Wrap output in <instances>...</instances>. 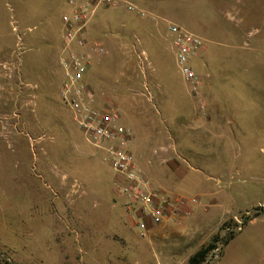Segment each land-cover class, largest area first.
<instances>
[{"label": "rangeland", "instance_id": "1", "mask_svg": "<svg viewBox=\"0 0 264 264\" xmlns=\"http://www.w3.org/2000/svg\"><path fill=\"white\" fill-rule=\"evenodd\" d=\"M248 2L243 23L233 15L240 0L152 2V12L204 40L195 61L204 105L177 69L168 23L103 5L91 21L90 38L106 53L94 57L89 85L131 131L139 169L180 203L144 239L103 153L59 97L68 0H0V264H188L222 226L223 237L238 232L264 208V0ZM149 156L163 166L148 172ZM257 219L229 251L258 262L262 249L249 242L264 236ZM219 249L204 264H227Z\"/></svg>", "mask_w": 264, "mask_h": 264}, {"label": "built area", "instance_id": "2", "mask_svg": "<svg viewBox=\"0 0 264 264\" xmlns=\"http://www.w3.org/2000/svg\"><path fill=\"white\" fill-rule=\"evenodd\" d=\"M70 10L61 18V53L59 65L63 82L59 97L72 113L76 127L94 148L103 153L104 162L114 172L113 185L123 207L132 216L135 229L142 238H150L170 216V210L180 204L168 192L155 187L139 169L132 153V134L121 124L119 112L99 104L88 81L94 57L106 53L102 44L90 38L91 21L100 6L124 8L142 18L144 9L126 0H68ZM18 30V26H14ZM172 51L180 75L197 101L204 105L203 81L195 61L205 50V42L182 26H167ZM145 52L142 51L141 56ZM194 203L197 200H193Z\"/></svg>", "mask_w": 264, "mask_h": 264}, {"label": "crops", "instance_id": "3", "mask_svg": "<svg viewBox=\"0 0 264 264\" xmlns=\"http://www.w3.org/2000/svg\"><path fill=\"white\" fill-rule=\"evenodd\" d=\"M128 1H132V2H134L135 1V3H136V5L139 7V8H141V9H144V10H147V11H149L154 17H153V19H150L149 20V22H150V25H158V26H160L159 25V23L161 22V23H164L165 25H167V23L168 24H170V23H172V20L171 19H169V18H167V17H165V16H160V15H157V14H155L154 12H152L153 10H152V2L154 1V0H128ZM182 1H184V0H182ZM241 2H243V5L242 6H240V7H237L236 9H238V10H236L235 12H233V15H235V17H234V19L236 20V22L238 21V22H245V18H246V15H244L240 10H241V8L243 9H246V8H248V9H251V5L249 4V0H240ZM146 2H148V4L146 3ZM134 3V4H135ZM36 9V8H35ZM54 9H56V7L54 8ZM12 10H15V8H12ZM70 10V7L68 6V11ZM16 13V12H15ZM38 13H39V15L40 16H42V7H41V5H40V7H38ZM244 15V16H243ZM39 24H42V20L40 19V21H39ZM61 24H62V22H61ZM63 26V25H62ZM168 26V25H167ZM62 29V28H61ZM166 30H167V28H166ZM158 161V160H157ZM156 161V158H153L152 159V156L150 157H148V161L147 160H145V162L143 163V167L144 168H146V169H148V172H153V171H151L154 167H159V166H163V165H161V164H157L158 162ZM175 161V160H174ZM174 161H172L171 162V164H173L175 167H177L178 165L174 162ZM152 168V169H151ZM179 174V173H178ZM177 177V179H181V177L179 176V175H177L176 176ZM156 178H158V181L159 182H162V183H164V185L165 186H168V187H172V186H174L173 185V183H167L165 180H162L160 177H158L157 176V174H156ZM168 178L166 177V180H167ZM171 179H175L173 176L171 177ZM165 181V182H164ZM175 182V181H174ZM259 221H261V220H259V219H255L254 221H252L251 223H249L239 234H238V236H240V235H242L243 234V232H244V230L246 229V228H248V227H254V226H256V224H258V223H260ZM262 234H263V232H261ZM237 236V237H238ZM261 237H256V238H254V239H249V242H250V246L253 248V247H255V246H259L260 247V249H262V255H261V261H255V259H256V257L254 256V259H253V257H250V256H248V255H244L243 253H242V250L240 249V248H237V249H235V251L234 252H230L229 251V247L232 245V242L234 241V240H236L237 239V237L226 247V249H225V253H224V256H223V258L221 259V261L220 262H218V263H221V262H223V260H225L224 262H227V264H254V261H255V263L256 264H264V236L263 235H260ZM243 243L247 246V244H248V241H247V239L246 240H244L243 241ZM250 246L248 245L247 247H249L250 248Z\"/></svg>", "mask_w": 264, "mask_h": 264}, {"label": "trees", "instance_id": "4", "mask_svg": "<svg viewBox=\"0 0 264 264\" xmlns=\"http://www.w3.org/2000/svg\"><path fill=\"white\" fill-rule=\"evenodd\" d=\"M259 217H264L263 207L256 208L252 214L250 213L249 215L242 218V222L240 224L236 223V228L238 229V232H236V229H234L230 231L226 237L221 236V232L225 230L224 226H222L220 232L212 238L211 242L199 249L189 259L188 264H204L212 254H215V252H217L219 248L220 252H222L223 249L226 248L249 223Z\"/></svg>", "mask_w": 264, "mask_h": 264}]
</instances>
